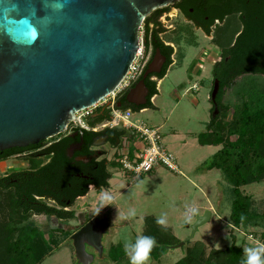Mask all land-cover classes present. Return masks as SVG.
I'll return each instance as SVG.
<instances>
[{
	"label": "rangeland",
	"instance_id": "374dc122",
	"mask_svg": "<svg viewBox=\"0 0 264 264\" xmlns=\"http://www.w3.org/2000/svg\"><path fill=\"white\" fill-rule=\"evenodd\" d=\"M235 23L234 18H228L217 37H231L235 29L239 30L238 26H234ZM161 25L165 30L160 35L161 39L175 51L173 65L161 85L157 81L160 94L152 101L153 107L136 112L132 121L160 128L163 142L175 156L181 173L177 175L159 169L132 182L114 160L117 166H110L112 179L109 188L98 191L100 189L90 187L88 196L79 198L71 208L77 212L80 221L63 223L46 216H32L31 219L48 236L57 228L75 231L85 220L108 218L113 227L104 238L105 253L103 257L97 255L93 264H176L185 256L187 249L197 242L205 244L207 251L225 250L234 242L242 246L245 242L249 263L264 264V247L259 240L264 232V222L260 228L249 230L255 231L258 237L247 234L244 228L232 229L233 186L221 170L207 169L222 147L203 146L198 138L206 131L212 118L213 104L210 98L214 83L212 65L201 62L199 58L203 57L205 51L210 54L211 60L217 59L216 42L211 43L204 34L195 31L180 12L172 11L171 15H165ZM194 64H198L195 74ZM198 69L200 71L196 74ZM194 86L198 89L193 90ZM232 93L233 90L227 93L226 103L234 101ZM224 112L222 116L230 119L229 114ZM220 113L218 107L217 116ZM85 122L88 124L87 120ZM136 141L125 145L128 152H136ZM102 150L108 149L104 147ZM106 153L110 157V152ZM117 153L122 154L123 151L118 148ZM110 159L113 160L112 155ZM30 168V160L16 156L0 163V177ZM241 191L253 198L252 208L264 214V181L244 186ZM9 199L7 194L0 195V223L9 221ZM208 213L211 216L194 232L193 226L198 219L205 218ZM147 217H154L169 228L166 233H162V237L174 238L172 244L175 245L166 246L170 249L159 259L152 250L162 246L155 240L144 238ZM182 243L184 247L179 248ZM68 244L67 249H74L72 240H68ZM111 247H116L113 255L117 261L110 256ZM65 250L55 253L42 264H69L68 257L64 255ZM131 250L134 251L132 254Z\"/></svg>",
	"mask_w": 264,
	"mask_h": 264
},
{
	"label": "trees",
	"instance_id": "16d2710c",
	"mask_svg": "<svg viewBox=\"0 0 264 264\" xmlns=\"http://www.w3.org/2000/svg\"><path fill=\"white\" fill-rule=\"evenodd\" d=\"M203 1L209 3V0ZM219 2L221 7L229 9V0ZM166 11V8L156 10L145 20L142 36L145 56H148L152 47V56L158 49L167 59L163 73L155 75L158 80L165 78L175 55L174 48L166 45L160 36L165 30L159 19ZM184 13L188 14V9H184ZM219 19L223 20L224 15ZM237 32L235 29L231 37L216 40L223 54V60L213 71L214 82L218 81L219 90L215 103L210 98L213 104L211 121L206 132L198 138L203 146L222 147L207 169L221 170L233 186L234 200L230 217L232 229L244 228L247 234L258 237L255 231L249 230L261 227L264 214L252 208L253 198L244 195L241 188L264 181V32L255 25L247 26L238 37ZM228 57L231 58L227 61ZM146 84L150 89L148 104L145 107L128 105L126 110L136 113L153 107L152 99L159 94L158 84L149 79ZM230 90H233L231 97H234V101L226 103ZM216 103L221 113L214 117ZM223 110L229 114L230 119L222 116ZM101 111V107L97 108L95 114ZM90 118L88 125L95 128L109 120L111 115L107 120ZM78 130L84 133L82 142L86 146L85 151L78 155L88 157L92 154L90 147L97 133L81 128ZM76 141L81 142V137ZM71 143L73 140L70 136L61 134L36 146L0 152V163L20 156L30 160L31 167L0 177V195L7 194L10 198L9 221L5 219V223H0V264H42L63 242L71 240L74 231L57 228L46 236L43 229L33 222L32 216H46L61 222L77 220V212L71 208L79 198L89 193L90 186L100 190L109 187L112 179L109 169L110 166H117L116 163L108 162L107 159L101 161L96 165L99 172L96 176L95 173L91 175L94 180H86L80 176L84 172L83 165L68 156L67 150ZM145 228V240H155L162 246L152 250L157 253V259L170 249L166 246L175 245L172 244V236V239L161 236L169 228L164 227L156 218L147 217ZM259 240L264 244V232ZM244 245L245 242L242 246L234 242L225 250L207 251L205 244L197 242L187 249L185 256L176 264H250ZM115 248L111 247L110 256L117 261L113 255Z\"/></svg>",
	"mask_w": 264,
	"mask_h": 264
},
{
	"label": "water",
	"instance_id": "95a60500",
	"mask_svg": "<svg viewBox=\"0 0 264 264\" xmlns=\"http://www.w3.org/2000/svg\"><path fill=\"white\" fill-rule=\"evenodd\" d=\"M175 2L0 0V152L65 133L77 113L115 92L137 58L145 20ZM166 62L157 50L143 79L128 92L129 104H148L145 81L161 74ZM218 90L216 82L214 103ZM217 113L216 108L214 117ZM210 216L199 218L193 231ZM112 227L108 218L96 217L72 235L77 264L103 257Z\"/></svg>",
	"mask_w": 264,
	"mask_h": 264
},
{
	"label": "flooded vegetation",
	"instance_id": "af4514ba",
	"mask_svg": "<svg viewBox=\"0 0 264 264\" xmlns=\"http://www.w3.org/2000/svg\"><path fill=\"white\" fill-rule=\"evenodd\" d=\"M229 2H230V6L228 9L223 6L221 7L220 5L221 3L219 2V0H209V3L208 2L205 3L203 0H176L175 3L166 7L167 11L159 19V23L161 24V20L165 15L167 16L171 15L172 11L180 12L183 15L184 19L186 20V23L190 24L195 31L204 34L206 38L210 40L211 43L216 42L215 39L216 40L220 39V36L217 37V35H219V30L225 25L228 18H234L236 20L235 24L238 26L239 29L236 34L237 37L243 34L247 26L250 25H255L256 27H260L264 32V0H229ZM184 9H188V14L184 13ZM222 15H224V19L220 20L219 17ZM213 18H215L214 21L212 20ZM208 30H210V33H208ZM193 43L195 45L196 42L193 41ZM165 44L168 45L166 42ZM234 45L235 42L232 44V46ZM195 46H197V44ZM216 47H217L216 49H218L217 59L211 60L209 58L210 54L205 51L203 53V57L199 58L201 62L212 65V77H213L214 67L223 60L222 49L217 44ZM157 50L158 49L155 50V53ZM153 52L154 49L151 47L148 56H145L146 65L139 79L135 83H133L128 89H126L120 95H118L113 106L111 104L107 106H102L101 113L95 114L94 112L90 120L93 118L94 120L101 118L107 120L110 118L112 107H115L116 109L121 111H125L126 107L128 105H131L126 101V96L128 92L140 80L143 79V78L141 79V77L144 76V73L146 72L148 65L150 64V62L154 57L152 56ZM144 55H145V49H144ZM230 58L231 57H228L227 61ZM164 67H163V71H164ZM193 67L195 74V68L198 67V64H194ZM199 71L200 69L196 70V74L199 73ZM155 75L157 74L150 75L145 82H147L148 79L150 82L152 81L157 82L158 78L155 77ZM213 82H214V77H213ZM216 82L213 83V89L211 93L214 91ZM215 107L216 108L218 107L217 103ZM94 133H97V136H95V138L93 139L92 146L90 147V151L92 152V154L88 157L83 155H78L80 152L85 151L86 148V146L82 142L84 133L81 134L78 128H76L73 124L68 126L66 132L63 133L66 136H70V138L73 140V143H71L68 147L67 153L71 159L74 158L77 163L83 165L84 172H82L83 174H81L80 176L84 177V179L86 180H94V176L92 177L91 175L95 173L96 176V174L99 172V167L96 165L101 161L107 159L106 152H110L112 149L117 148L120 145H123L124 140H126L129 137V132L121 128L114 130L108 127V128L100 129L98 132H94ZM78 137H81V142L76 141ZM104 147L110 150L103 151L102 148ZM78 220L79 217L77 218V221ZM85 224L86 222L83 223V226Z\"/></svg>",
	"mask_w": 264,
	"mask_h": 264
},
{
	"label": "built area",
	"instance_id": "2783aa9c",
	"mask_svg": "<svg viewBox=\"0 0 264 264\" xmlns=\"http://www.w3.org/2000/svg\"><path fill=\"white\" fill-rule=\"evenodd\" d=\"M143 29L144 25L142 26L141 34L143 33ZM145 65L144 44L143 38L141 37V48L137 54V58L118 89L103 100V103L101 102L92 108L77 113L75 120L69 124V126L73 124L76 128L94 132L108 127L114 130L118 128L127 130L129 132V143L137 140V146H135L136 144L134 145L136 147V152L132 153L130 150L128 152L125 145L129 143H123V145L110 151L109 155L110 157L112 155L113 160L107 155L106 156L108 162L115 160L132 182L139 181L145 175L151 174L158 169H166L177 175L181 173L175 156L164 145L163 135L160 129L149 126L145 122H133L132 117L135 113L132 110L121 111L115 107H112L111 118L94 129L89 127L85 121H88L97 108L109 104L113 106L118 95L139 79ZM195 89L197 90L196 86L193 87V90ZM118 148L123 151L122 154L117 153ZM261 245L264 247L263 243Z\"/></svg>",
	"mask_w": 264,
	"mask_h": 264
},
{
	"label": "crops",
	"instance_id": "0c3cea01",
	"mask_svg": "<svg viewBox=\"0 0 264 264\" xmlns=\"http://www.w3.org/2000/svg\"><path fill=\"white\" fill-rule=\"evenodd\" d=\"M168 73V72H167ZM166 77V76H165ZM164 80V79H163ZM163 80H158V81H160V85H161V82L163 81ZM158 91H159V94H160V86H158ZM156 97V96H155ZM155 97L152 99V101H154V99H155ZM142 111H145V109L144 110H141L140 112H142ZM160 129V128H159ZM206 132V131H205ZM205 132H203V133H205ZM125 142H124V144L125 143H129V139L127 138L126 140H124ZM130 141H131V139H130ZM132 142V141H131ZM165 145V144H164ZM135 146H137V142H136V145ZM166 146V145H165ZM167 147V146H166ZM159 170V169H158ZM158 170H156V171H158ZM161 170V169H160ZM165 170V169H164ZM155 171V172H156ZM154 172V173H155ZM152 174V173H151ZM109 186H110V181H109ZM91 188H95V186H91ZM109 188V187H108ZM102 190V189H101ZM101 190H98V191H101ZM91 191V190H90ZM90 191H89V193H90ZM88 193V194H89ZM88 194L86 195V196H84V197H81V198H86L87 196H88ZM49 218V217H48ZM96 218V217H95ZM94 219V218H93ZM92 220V219H91ZM58 221V220H57ZM90 221V219H88V220H85V222L87 223V222H89ZM58 222H61V221H58ZM84 222V223H85ZM63 223H65V222H63ZM79 229V228H78ZM77 229V230H78ZM77 230H75L74 231V233L77 231ZM68 240L67 241H65V242H63L61 245H60V247L58 248V249H56L48 258H51L55 253H57V252H59L60 250H63V249H66L64 252V255H65V258H67L68 257V259H67V261L69 262V264H75V249H67L68 248ZM246 246H248V245H246ZM74 248V247H73ZM132 252H134L133 250H131L130 251V254H132ZM245 255H246V252H245ZM64 257V256H63ZM247 257V256H246Z\"/></svg>",
	"mask_w": 264,
	"mask_h": 264
}]
</instances>
